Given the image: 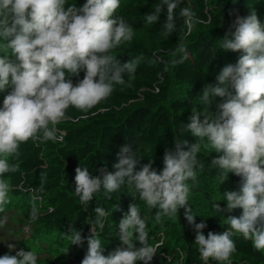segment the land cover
I'll list each match as a JSON object with an SVG mask.
<instances>
[{"label": "clouds", "instance_id": "9594fccd", "mask_svg": "<svg viewBox=\"0 0 264 264\" xmlns=\"http://www.w3.org/2000/svg\"><path fill=\"white\" fill-rule=\"evenodd\" d=\"M182 2L160 0L145 15L146 23H157L166 6L161 34L169 37L177 31V17L183 19L185 34H190L203 21L190 6L180 7ZM119 7L120 0H86L79 8L68 0H0V93H6L0 106V213L10 202L11 184L5 174L19 170V164L9 158L19 156L20 145L29 140L55 141L56 126L69 119L66 113L70 107L89 111L107 100L116 85H126L125 75L131 78L135 74L141 56L121 63L111 54L134 36L132 26L115 15ZM220 48L241 55L235 64L220 70L215 84L204 85L199 94L202 107L192 108L185 128L201 143L188 146L187 141L175 138V151L165 149L159 172L152 160L142 165L143 159L126 144L117 153L114 171L100 169V175L92 176L87 167L78 166L74 177V193L84 205L101 190L110 199L111 193L128 185L135 187L149 208L158 209L154 214L158 223L162 217L175 218L183 208L185 219L196 232L194 243L204 264L210 260L228 262L236 251L234 234L264 251V25L255 10L246 17H236ZM178 52L174 63L189 59L183 46ZM82 70L84 78L74 85L70 77H78ZM215 97L222 102L212 111ZM205 140L204 146L219 154L211 166L219 169L221 184L229 173L241 178L238 191L223 193L226 208L214 202V210L231 213L242 209L239 217H226L227 230L219 234L209 231L207 237L203 234L207 224L196 223L188 204L187 183L196 181L197 168H204L197 156ZM115 210H120L119 205ZM93 211L97 214L95 223L103 229L106 211L101 207ZM38 216L33 203L30 218L35 221ZM5 223L7 216L0 220V224ZM146 228L139 207L130 203L118 225L120 246L109 255L103 254L101 239L93 228L84 238L70 225L67 237L76 246L87 240L81 264H150L159 245L148 243ZM137 241L140 247H136ZM37 258L34 250L21 249L15 255L0 256V264H37Z\"/></svg>", "mask_w": 264, "mask_h": 264}, {"label": "trees", "instance_id": "16d2710c", "mask_svg": "<svg viewBox=\"0 0 264 264\" xmlns=\"http://www.w3.org/2000/svg\"><path fill=\"white\" fill-rule=\"evenodd\" d=\"M192 1L193 11L203 23L196 24L190 34H185L183 19L177 17V31L164 37L161 27L166 20V6L157 23L150 25L145 21V15L151 13L160 0H120L115 15L122 16L132 26L134 36L131 42L122 44L111 54L121 63L141 56L137 70L131 78L125 75L126 85H116L107 100L89 111L81 112L70 107L66 113L69 119L56 126L58 138L62 136L61 141L29 140L20 145L18 157L9 158L11 163L19 164L17 172L5 174L11 184L9 204L16 198L29 200L30 204L35 203L39 216L32 221L31 208L21 210L5 206L0 220L7 216L10 222L0 224V232L3 227L11 239H0V256L15 255L21 249L28 251L24 245L34 242L38 249L37 264H54L49 246L52 243L59 246L62 242L70 244L67 237L70 225L80 230L84 238L90 235L91 228L95 229L104 248L103 254L107 256L120 246L119 222L128 211L129 204L135 203L147 222L148 243L159 245L150 264H204L194 243L196 232L185 219L183 208L175 218L162 217L158 223L154 219L158 209L149 208L140 200L134 186H122L110 194V199L101 190L87 205L81 204L74 193L75 169L78 166L87 167L92 176L100 175V169L114 171L112 166L117 162V153L126 144L143 159L142 165L152 160L153 168L159 172L163 168L165 149L175 151V138L187 141L188 146L201 143L185 128L190 122L188 118L192 108L202 107L199 94L204 85L215 84L220 70L228 64H235L241 55L239 52L222 51L221 39L229 32L237 16L246 17L252 10L259 13L258 19L264 25V6L256 4H264V0ZM184 6L182 2L180 7ZM179 10L177 8V13ZM179 46L189 53V59L182 64L174 63L179 58ZM84 75L82 70L78 77L70 79L75 85ZM3 99L4 95H1L0 106ZM220 102L222 98H214L212 111ZM206 142L201 144L197 156L204 168L202 171L197 168L196 181L187 183L190 187L188 204L196 216V223L207 224L203 229L207 237L209 231L219 234L229 226L222 214L214 210V202H208V187L221 184V181L219 169L211 166L212 159L219 154L205 147ZM184 150L188 147L184 146ZM240 179L229 173L221 185L239 187ZM116 205L120 210H115ZM95 207H101L107 213L103 218V229L95 223ZM21 226L26 227L28 239L18 234ZM232 238L236 251L230 260H210L209 264H264V251L256 250L252 242L241 235L234 234ZM8 244H14L15 249H9ZM84 244H87L86 239ZM140 246L137 241L136 247ZM80 261L77 255L67 259L68 264Z\"/></svg>", "mask_w": 264, "mask_h": 264}, {"label": "rangeland", "instance_id": "374dc122", "mask_svg": "<svg viewBox=\"0 0 264 264\" xmlns=\"http://www.w3.org/2000/svg\"><path fill=\"white\" fill-rule=\"evenodd\" d=\"M185 6H190L193 9V1L192 0H183ZM84 3V0H68V4H75L77 8L81 7ZM256 4L260 5V6H264L263 3L260 2H256ZM68 5H66L67 7ZM257 15H259V13L257 11H255ZM199 25H203V24H199ZM204 26V25H203ZM200 27V26H199ZM137 37V35H136ZM2 54V53H0ZM6 93H0L1 95H5ZM207 143V142H206ZM209 189L207 190L210 196V199H208V202L212 201V202H218L221 206V208H226V201L224 200L223 197V193L227 192V191H238L239 187L237 186H228V185H221V184H214L213 186L208 187ZM9 207H14L17 209H21V210H26L28 208H31L32 204H30L29 200H25L23 201L21 198H16L14 199V201L11 204H6ZM5 205V206H6ZM222 217L224 219L225 222H227V216L228 215H234L236 217H239L242 214V209H234L231 213H221ZM7 222H10V218L7 217ZM1 232H0V239H11V235L9 232H7L3 227H1ZM19 231V235H24L27 239H28V233H27V229L24 226H21L20 228H18ZM31 241V240H29ZM28 244V243H25ZM28 251L30 250H34L35 252L38 251L37 249V245L34 242L29 243V245L25 246ZM49 251L53 256L54 259V264H68L67 263V259L70 257H74L75 255H77L78 257H80L81 261L84 258L86 251H87V244L81 246V247H74L73 245L67 244L65 242H62L59 246H56L55 244H51L49 246ZM67 253V254H66ZM80 262H77L76 264H81Z\"/></svg>", "mask_w": 264, "mask_h": 264}, {"label": "built area", "instance_id": "2783aa9c", "mask_svg": "<svg viewBox=\"0 0 264 264\" xmlns=\"http://www.w3.org/2000/svg\"><path fill=\"white\" fill-rule=\"evenodd\" d=\"M62 135H63V134H62ZM61 139H62V136H59L58 140L61 141Z\"/></svg>", "mask_w": 264, "mask_h": 264}]
</instances>
